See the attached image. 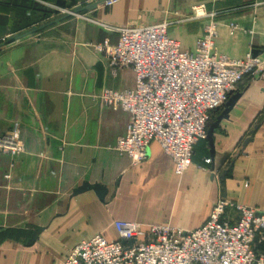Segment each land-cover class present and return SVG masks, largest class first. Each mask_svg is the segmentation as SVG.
<instances>
[{
  "label": "crops",
  "instance_id": "0c3cea01",
  "mask_svg": "<svg viewBox=\"0 0 264 264\" xmlns=\"http://www.w3.org/2000/svg\"><path fill=\"white\" fill-rule=\"evenodd\" d=\"M94 1L0 0V41L50 22H44L47 11ZM201 3L214 14L203 19L216 24L219 53L242 59L251 51L264 59V0ZM181 14L169 11L168 0H117L0 48V133L18 124L24 148L18 156L0 153V264H62L75 245L95 235L115 240V221L192 231L208 220L219 199L264 212L261 80L245 78L230 95H239L235 105L213 112L206 140L197 143L180 177L155 142L139 164L114 150L126 133L128 114L110 109L98 96L103 89H133L135 75L130 69L113 74L93 46L105 40L115 45L116 29L161 23L163 17L169 37L191 52L203 33L198 36L195 25L181 26ZM231 25L238 27L234 33ZM96 187L105 190L101 197ZM180 192L187 211L197 210V220L155 215L154 208ZM255 246L264 255V242L256 239Z\"/></svg>",
  "mask_w": 264,
  "mask_h": 264
},
{
  "label": "built area",
  "instance_id": "2783aa9c",
  "mask_svg": "<svg viewBox=\"0 0 264 264\" xmlns=\"http://www.w3.org/2000/svg\"><path fill=\"white\" fill-rule=\"evenodd\" d=\"M193 13L190 20L214 15L204 5L194 7ZM168 25H126L116 29L115 45L105 40L93 47L105 55L113 74L130 69L135 75L133 89H103L98 96L105 106L128 114L126 133L114 150L139 164L155 142L180 177L190 167L197 143L206 140L213 112L228 103L245 78L264 82V59L251 51L242 59L219 53L212 21L204 25L194 50L184 51L169 37ZM237 28L231 25V33ZM19 130L14 124L0 133V153L24 152ZM113 228L115 240L95 235L75 245L62 264H264L255 246L256 239L264 242V212L229 200L219 199L208 220L192 231L128 221H115Z\"/></svg>",
  "mask_w": 264,
  "mask_h": 264
},
{
  "label": "rangeland",
  "instance_id": "374dc122",
  "mask_svg": "<svg viewBox=\"0 0 264 264\" xmlns=\"http://www.w3.org/2000/svg\"><path fill=\"white\" fill-rule=\"evenodd\" d=\"M194 2L195 6H193L191 9H185V5L187 3H191ZM203 3H201V0H168V9L169 11H180L182 12L181 16H180V20L184 21V24H182L181 26H185V25H195L197 28V34H199L198 36H200L203 33V28L205 25V19L203 18H196V19H192V21L186 22V20H189L190 18L193 17L194 13H193V8L198 6V5H202ZM67 11L69 12L70 9H64L63 11H47L48 15H47V19L44 21L45 23L48 21H51L54 18L57 17H62L65 13H67ZM187 12V13H185ZM165 13L164 11L162 12V16H164ZM78 17L81 18H86L85 16L79 15ZM163 17H162V22L163 21ZM181 26H175L174 28H181ZM3 41H0V43H2ZM125 71V70H124ZM184 192H180L176 195L173 194V196H171L169 199L166 200V202H164L161 206L154 208V213L156 216L160 217L163 215H170V213H172L177 219H179L180 217L185 216L186 218H189L190 221L189 222H194L195 220L198 219L199 214L197 212V210L193 209L191 210V212H188L186 209V201H185V197H184ZM168 224V223H166ZM171 225V224H170ZM175 228H180L174 225H171Z\"/></svg>",
  "mask_w": 264,
  "mask_h": 264
},
{
  "label": "water",
  "instance_id": "95a60500",
  "mask_svg": "<svg viewBox=\"0 0 264 264\" xmlns=\"http://www.w3.org/2000/svg\"><path fill=\"white\" fill-rule=\"evenodd\" d=\"M105 1H108V0H97V1H94L92 3H87L84 7H77L75 9H72L69 12L65 13L60 18L54 19V20H52V21H50V22H48L46 24H43V25H40V26H37V27H33L29 31H26V32H24V33H22L20 35H14L13 37L8 38L4 43L0 44V48L2 46L7 45V44L13 43V42L18 41L20 39H23V38H25L27 36L35 34L36 32H38V31H40V30H42L44 28H47L50 25L58 23V22H60V21H62L64 19L70 17L71 15H79V14H81L84 11L93 10L98 5H102ZM238 98H239V95H234L231 99H229L228 103L225 104L224 108H228V107H231V106L235 105V103L238 100ZM208 134L210 135V132ZM87 187H88V185H84L83 187L77 189L76 192L84 191L85 188H87ZM95 192L98 194V196L101 197L105 193V190L103 188L96 187L95 188Z\"/></svg>",
  "mask_w": 264,
  "mask_h": 264
},
{
  "label": "trees",
  "instance_id": "16d2710c",
  "mask_svg": "<svg viewBox=\"0 0 264 264\" xmlns=\"http://www.w3.org/2000/svg\"><path fill=\"white\" fill-rule=\"evenodd\" d=\"M60 6H63L62 4Z\"/></svg>",
  "mask_w": 264,
  "mask_h": 264
}]
</instances>
